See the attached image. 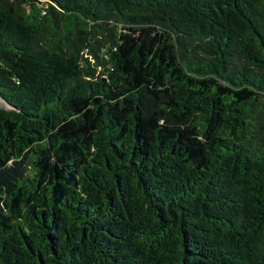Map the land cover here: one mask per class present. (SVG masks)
<instances>
[{
  "label": "trees",
  "instance_id": "obj_1",
  "mask_svg": "<svg viewBox=\"0 0 264 264\" xmlns=\"http://www.w3.org/2000/svg\"><path fill=\"white\" fill-rule=\"evenodd\" d=\"M0 264H264V0H0Z\"/></svg>",
  "mask_w": 264,
  "mask_h": 264
},
{
  "label": "water",
  "instance_id": "obj_2",
  "mask_svg": "<svg viewBox=\"0 0 264 264\" xmlns=\"http://www.w3.org/2000/svg\"><path fill=\"white\" fill-rule=\"evenodd\" d=\"M0 109L11 110L13 107L0 95Z\"/></svg>",
  "mask_w": 264,
  "mask_h": 264
}]
</instances>
